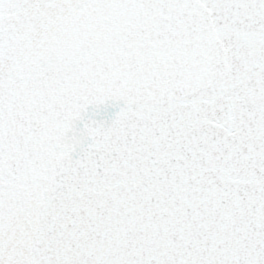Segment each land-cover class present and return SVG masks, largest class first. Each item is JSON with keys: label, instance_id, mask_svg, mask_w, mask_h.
Returning <instances> with one entry per match:
<instances>
[{"label": "snow or ice", "instance_id": "1", "mask_svg": "<svg viewBox=\"0 0 264 264\" xmlns=\"http://www.w3.org/2000/svg\"><path fill=\"white\" fill-rule=\"evenodd\" d=\"M0 264H264V0H0Z\"/></svg>", "mask_w": 264, "mask_h": 264}, {"label": "water", "instance_id": "2", "mask_svg": "<svg viewBox=\"0 0 264 264\" xmlns=\"http://www.w3.org/2000/svg\"><path fill=\"white\" fill-rule=\"evenodd\" d=\"M120 96L122 97L123 94L121 93ZM115 98H117V94L104 86L82 89L67 94L65 98L59 101V107L56 111V124L52 135L67 137L69 133L75 131L76 122L82 119V114L87 111L89 105L99 107ZM103 127V124L100 123H95L94 127L89 126L92 132H100Z\"/></svg>", "mask_w": 264, "mask_h": 264}]
</instances>
